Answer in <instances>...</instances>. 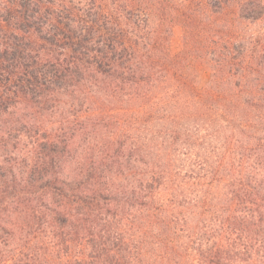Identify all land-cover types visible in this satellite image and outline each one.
Masks as SVG:
<instances>
[{
	"label": "trees",
	"instance_id": "16d2710c",
	"mask_svg": "<svg viewBox=\"0 0 264 264\" xmlns=\"http://www.w3.org/2000/svg\"><path fill=\"white\" fill-rule=\"evenodd\" d=\"M92 6L62 48L103 76L114 101L132 105L129 155L116 156L130 165L106 169L93 191L49 189L54 201L27 217L37 252L17 248L2 264H264V30L249 28L264 4ZM175 27L182 42L172 54ZM149 122L160 129L155 153L140 141Z\"/></svg>",
	"mask_w": 264,
	"mask_h": 264
},
{
	"label": "rangeland",
	"instance_id": "374dc122",
	"mask_svg": "<svg viewBox=\"0 0 264 264\" xmlns=\"http://www.w3.org/2000/svg\"><path fill=\"white\" fill-rule=\"evenodd\" d=\"M93 1L0 0V264L17 248L37 252L27 217L54 201L50 190L64 183L93 191L106 169L130 165L116 156L129 155L132 105L114 101L103 76L80 70L77 52L62 48L92 19ZM249 28L262 32L264 19ZM181 42L175 27L172 54ZM206 80L201 74L198 87ZM151 125L138 128L155 153L160 129Z\"/></svg>",
	"mask_w": 264,
	"mask_h": 264
}]
</instances>
